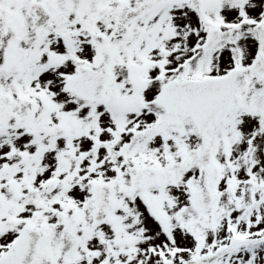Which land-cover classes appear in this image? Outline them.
<instances>
[{
    "label": "snow or ice",
    "instance_id": "6c2138e0",
    "mask_svg": "<svg viewBox=\"0 0 264 264\" xmlns=\"http://www.w3.org/2000/svg\"><path fill=\"white\" fill-rule=\"evenodd\" d=\"M0 264H264V0H0Z\"/></svg>",
    "mask_w": 264,
    "mask_h": 264
}]
</instances>
